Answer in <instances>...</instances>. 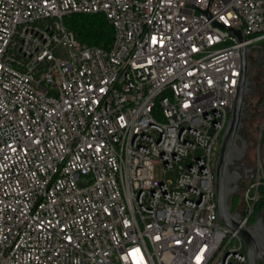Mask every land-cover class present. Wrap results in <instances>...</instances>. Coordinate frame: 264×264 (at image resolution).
Wrapping results in <instances>:
<instances>
[{
  "label": "built area",
  "instance_id": "1",
  "mask_svg": "<svg viewBox=\"0 0 264 264\" xmlns=\"http://www.w3.org/2000/svg\"><path fill=\"white\" fill-rule=\"evenodd\" d=\"M208 2L0 0V264H247L215 196L240 45ZM74 13L104 14L112 47ZM210 14L264 41V0Z\"/></svg>",
  "mask_w": 264,
  "mask_h": 264
},
{
  "label": "water",
  "instance_id": "2",
  "mask_svg": "<svg viewBox=\"0 0 264 264\" xmlns=\"http://www.w3.org/2000/svg\"><path fill=\"white\" fill-rule=\"evenodd\" d=\"M186 3L189 2L186 1ZM210 4L211 0H209L206 10L193 6L204 12L215 25L229 28L239 42L241 54L236 96L215 162L217 218L224 226L233 230L241 238L247 256V264H264L263 213L259 215L255 224L246 225L242 222L240 213L232 212V198L240 191L241 181L250 182L257 176L255 168H249L245 163L249 143L244 137V128L245 121L250 115L247 112V98L253 94V81L250 76L253 68L251 56L255 51L259 52L257 65L261 66L264 62V46H247L245 43L246 38L240 30V26L236 29L216 22L210 14ZM263 128L264 122L261 126L260 135Z\"/></svg>",
  "mask_w": 264,
  "mask_h": 264
},
{
  "label": "trees",
  "instance_id": "3",
  "mask_svg": "<svg viewBox=\"0 0 264 264\" xmlns=\"http://www.w3.org/2000/svg\"><path fill=\"white\" fill-rule=\"evenodd\" d=\"M64 23L67 28L74 33L76 39L82 44L100 47L104 50H109L112 47L114 41V29L104 14L74 13L66 16L64 18ZM250 76L253 81V94L251 97L255 96L257 100L256 104L250 107L247 98V112H249L250 115L246 119L245 125H248V127L250 126L251 131L244 130V137L248 143L252 142V124L260 119L258 123V129H260L261 124L264 122V65L257 67L254 72L251 71ZM261 142H264V128L261 135ZM261 181L262 183L258 190V200L254 205L253 212L248 218V225L255 224L261 213H263L264 223V178H261ZM232 212L240 213L241 217L247 215V211L244 208L242 192H238L233 196Z\"/></svg>",
  "mask_w": 264,
  "mask_h": 264
},
{
  "label": "rangeland",
  "instance_id": "4",
  "mask_svg": "<svg viewBox=\"0 0 264 264\" xmlns=\"http://www.w3.org/2000/svg\"><path fill=\"white\" fill-rule=\"evenodd\" d=\"M253 46H264V41H258ZM258 54H259V52L255 51L254 54L251 56V62L253 64V68L251 70L252 72H254L257 69V67H259L257 65ZM263 65H264V62H262L261 66H263ZM256 100H257V98L255 96L248 97V101L250 104L249 106L250 107L254 106L256 104ZM259 121H260V119L256 120L254 122V124H252V128H253V136L251 137L252 142H249V150H248L247 157L245 160L246 164H248V165L250 164L253 168L257 167L258 159L261 161L263 168H264V142H261V138H260V136L262 134L260 135L261 127H260V129H258ZM261 126H262V124H261ZM244 130L251 131V128H250V126L248 127V125H245ZM259 138H260V140H259ZM174 178H175V173H170V174H167V176H166V179H169V180H173ZM247 184H248V182L245 181V183L241 185L239 193L242 192V194H244V189L246 188Z\"/></svg>",
  "mask_w": 264,
  "mask_h": 264
},
{
  "label": "flooded vegetation",
  "instance_id": "5",
  "mask_svg": "<svg viewBox=\"0 0 264 264\" xmlns=\"http://www.w3.org/2000/svg\"><path fill=\"white\" fill-rule=\"evenodd\" d=\"M245 163H246V162H245ZM246 165H247L249 168H250V167H252L250 164H249V165H248V164H246ZM244 183H245V181H244V180H242V181H241V183H240V186H241L242 184H244Z\"/></svg>",
  "mask_w": 264,
  "mask_h": 264
}]
</instances>
